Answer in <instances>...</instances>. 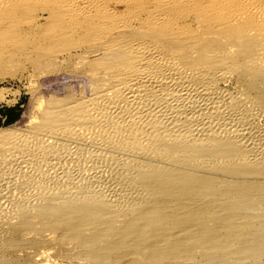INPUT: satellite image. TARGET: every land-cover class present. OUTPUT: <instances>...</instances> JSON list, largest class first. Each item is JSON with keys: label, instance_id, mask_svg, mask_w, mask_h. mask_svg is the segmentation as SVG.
<instances>
[{"label": "bare ground", "instance_id": "1", "mask_svg": "<svg viewBox=\"0 0 264 264\" xmlns=\"http://www.w3.org/2000/svg\"><path fill=\"white\" fill-rule=\"evenodd\" d=\"M8 1L0 0V6ZM167 1H160L161 7L155 6L152 10L141 8V13L135 16L136 11L133 12L129 20L115 19V11L108 5L102 6V10L95 6L91 10L94 1L91 7L86 0L68 1L65 7L69 11L65 16L70 15L69 20L83 17L84 32L90 33L97 44L79 55L81 59L94 58L91 69L86 72L90 90L74 99L46 102L43 112L39 110L42 112L40 123L30 132L0 130V224L23 228V233H59L61 238L85 248L82 259L90 264H107L116 251L128 252L127 255L136 258L141 255L140 262H145L152 257L161 259V244L175 242L177 245L178 241L185 244L187 240L199 239V243L209 245L210 241H218L207 234V239L204 238L207 233L204 230H209L204 224L208 228L200 229L203 236L199 238L201 234L195 228L200 224L194 220L207 215L225 218L218 226L224 229V223L228 225L226 218L229 221V208L219 206L209 211L202 206L193 211L188 203L190 198L204 203L202 199L211 200L218 194L208 188L216 187L215 184L190 181L211 180L217 176L214 172H229L226 166L232 162L258 165L264 161V143L255 138L256 130L253 133L249 129L255 126L244 125V119L249 121L251 117L242 118L237 111H231L225 104L232 93L226 95L215 87L216 81L219 84L228 83V78L234 79L233 91L240 104L259 101L264 105V18L250 42L243 41L239 34L228 35L226 40L218 41L221 49L216 50L200 34L188 35L187 31L177 28L171 31L175 21L169 18L171 5ZM247 5L246 2L240 12L218 15V22L225 19L231 23L236 17L250 16L245 15L249 14ZM258 11L260 18V5ZM258 11L250 14L256 15ZM201 16L204 22L214 20L209 14ZM75 27L68 29L69 32L76 30ZM231 47L235 48V54L230 51ZM248 49L253 52L247 55ZM254 117L264 120V109L255 110ZM232 148L238 152L231 155ZM255 170L238 171L241 173L238 182L262 174ZM242 181L232 188L244 187ZM246 186L249 189L245 188L246 191L252 192L246 197H258L261 189L256 185ZM142 198L161 202L144 204ZM180 200H186L189 206ZM167 217H184L186 221L178 227L177 223H171L175 233L171 238L166 235L170 240L166 236L162 239L165 226L162 220ZM119 219L122 227L117 226ZM210 228L213 233L220 230ZM225 229L222 231L226 232ZM179 232L181 238H178ZM131 237L135 242L129 245L126 242ZM13 243L9 240L4 244ZM217 253L207 258L208 262L191 264H236L228 262L235 256ZM193 257L184 260L193 261ZM2 259L0 256V264ZM177 261L174 264H185Z\"/></svg>", "mask_w": 264, "mask_h": 264}, {"label": "rangeland", "instance_id": "2", "mask_svg": "<svg viewBox=\"0 0 264 264\" xmlns=\"http://www.w3.org/2000/svg\"><path fill=\"white\" fill-rule=\"evenodd\" d=\"M9 1L7 2L8 4L6 3L4 6L2 5L0 6V23H2L3 25V26H0V90H1L0 100H3L2 102L0 101V111L8 110V108H12V107L19 108L18 110H20V116L17 121L12 122L10 124H6L2 122L0 130H7V129L11 130L12 129L14 132L18 131L17 133L23 134V132L26 133V132L32 131L33 128L36 125H38V122L40 123L39 117L41 116L43 112L42 109H44L43 106L46 102H50L54 100H63V99L65 100V98L74 99L79 94H85V95L88 94V91L90 90L89 89L90 82H89V78L87 79L88 76H86V72L87 70L91 69L92 64H93L92 61L94 60V58L89 56L87 59H83V58L81 59L79 55H81V53L84 52V50H88L87 47L89 46L92 47L91 45L95 46L97 44H96V41L94 40V37L90 33L86 34V31L84 32L85 23L83 21L84 20L83 17L75 16L76 19L74 18L75 19L74 20L72 18L74 15H72L71 17L73 20L72 21V20H69L68 18L70 15L65 16L68 14V11H69L68 7H65L67 6L69 0H54V1L53 0H37V1L36 0H31V1L30 0H26V1L9 0ZM160 1L162 0H89V1L86 0L87 4H90L89 5L90 7H91V4L94 3L91 7L92 8L91 10H93L95 7L99 10H102V6L104 7L105 5H108L107 6L108 8L112 7L113 8L112 12L115 11L114 18L115 19L122 18V20L124 19L129 20L130 18H133L132 13L135 11H136L135 16H138V14L141 13V11H139L141 10V8H144L145 10L146 9L152 10V8L154 9L156 7L157 8L161 7ZM214 1L215 0H208V1L207 0H169L167 1V3L171 5L169 6L170 12H168V15L170 14L169 18L173 22L175 21L174 22L175 26H172L171 31H175V29L177 28L176 30H182L184 31V33L187 31L188 35H197V34L199 35L200 34L199 37L202 38L203 36L202 40L205 39V41H208L209 47L211 49H216V50L221 49L220 43H218V41L221 42V40L222 41L226 40L228 35L235 36L239 34L240 38L243 41L250 42V39L255 35V31L257 32V27L262 24L261 18H264V4H262L261 2H264V0L263 1L262 0H254V1L253 0H246V1L245 0L244 1L243 0H227V1L226 0H222V1L216 0L215 2ZM248 1H251V2L248 3ZM258 1H260L259 2L260 11L263 14L262 15L260 13V18L258 14L259 13ZM52 2H54V4ZM113 2L116 5L112 4ZM246 2L248 4L246 8L249 14L245 13V15H250L251 17L244 15L245 17H242L243 20L242 18L236 17V21L231 22V23L229 22L226 23L227 20L225 19L224 21L220 19L223 22H218V18H217L218 15L223 16L227 13H233V12L235 13L238 11L240 12L242 10L243 5ZM253 2L257 5V8ZM60 3L61 5H59ZM95 3H97L98 5L97 4L95 5ZM133 3H134V6H133ZM239 3L240 5L242 3L244 4L240 6ZM235 4L237 6H235ZM228 6L231 8H229L228 11L225 12ZM60 8L62 10H60ZM174 8H175V11H174ZM254 10H257L258 12L256 13V15L255 14L251 15L250 13L254 12ZM137 12L139 13L137 14ZM64 13H67V14H64ZM202 14L203 15L209 14L210 17L212 16L211 19L213 20L214 18L213 22L209 20L207 22H204L201 16ZM97 15L102 16L99 13ZM257 15H258V18L257 17L255 18L254 16H257ZM133 16H134V13H133ZM59 17L61 18L59 19ZM66 17H67V20H69L70 22L69 21L67 22ZM123 17L125 18L123 19ZM246 17L248 19H246ZM249 17L251 18L252 23H251V20H249L250 19ZM71 21L74 22V24L75 23L76 24L74 25ZM247 22H249V24ZM234 23L235 25H233ZM67 24L70 26H67ZM135 24L136 23H134V25ZM197 25L198 27H196ZM72 26H76L75 27L76 30H74L71 33L69 32L68 29H70ZM228 29L230 32L228 31ZM235 30L237 31L234 32ZM89 36L93 37V39H90L91 37ZM249 46L251 45L249 44ZM158 47L161 49V45H158ZM230 49L232 53L236 51L234 47H231ZM250 49L246 51L247 53L245 52L247 55L248 53L251 54V52H253V50H250ZM233 81L234 79H230V78H228L227 80L228 83L219 82L218 84L216 81L215 87H217L219 90H221L226 95L227 94L231 95L232 93L233 96H230V95H229L230 97L227 96L229 97V102L226 103L225 105L229 107L231 111L234 110L240 113L241 116L243 115L242 118L243 117L247 118L248 116H250L251 118L248 117V119L251 123L247 121L246 119H244V123H245L244 125L246 126L248 124L250 125L252 124L255 127L259 126L260 128L258 129L255 128L254 126H253L254 128H252V126L250 125H248L250 126V128L248 126L246 127H248L251 131L253 129L252 131L253 133L256 130L255 132L257 133V135L255 133L256 135V136L254 135L255 138L258 139V141H261L262 139L261 142L264 143V136H263L264 135V120L258 119L255 117L253 118V112L257 110L258 108L264 109V105H260L261 103L259 101L252 102L251 104L247 103L245 105H243L244 102L240 104L241 102L239 101L240 99L236 96V93L233 91V85H232ZM242 107L244 108L242 109ZM234 108L236 109L238 108V109L235 110ZM244 109L245 110L248 109L249 112L247 110L245 111ZM39 110L42 112H40ZM250 110L252 111V113L250 112ZM244 115H247V116H244ZM259 134H260V137H259ZM261 134L263 137L261 136ZM248 138L249 137H247V139ZM252 139L255 140L254 137ZM230 150L232 152L231 155L238 152L234 148ZM259 162H258V165L257 163L250 164L247 162H243V163L242 162H237V163L232 162L229 166H226V168L230 170L229 172L224 173L222 171L223 173H220V174L218 171H217L218 174L217 172H214L215 173L214 175H217V176L213 177V179H217V180L194 179V181H190L192 183L206 181V183L215 184L216 187L208 186V188L210 189V192H213L214 194H218L217 197H214V199L211 198V200L209 198L202 199L204 203L202 202L199 203L200 201L197 198L195 199L190 198L189 199L190 202L188 203H191V209L193 211L195 209H200L203 207L205 209H209V211L210 209L215 210L219 206H224L225 208L226 207L229 208V211H230L229 221L226 218L228 225L226 226V224L224 223L225 228H226L224 229L226 230V232L222 231L224 230L222 227H218L219 225L222 224L223 220L225 221V218L224 219L215 218V217H211L207 215V216H204L203 218H198L194 220L195 222H198L200 226H202V228H199L200 226L197 225L198 227L196 226L197 228H195L196 232L201 234L200 229H204L206 227L208 228L209 226V230L211 229L210 233L208 232L209 230L207 231V229H205L204 231L207 233L204 234V238L207 239V237L205 236L207 234L209 235L210 238L212 239L215 238L214 240L217 239L218 241H215L214 243L213 241L212 242L210 241L209 245L208 243H203V242L199 243L200 241L199 239H197V242L196 240L194 241V239H192L191 242L187 240L189 243L186 241L185 242L186 245L184 244V242L180 244L179 241L177 245H174L175 242L161 244V246L159 247L163 248V250H161V254L163 255L161 256L164 258L161 257L162 260L161 259L157 260V259H154L155 257L154 258L152 257V259L148 257L149 261L148 260L146 261L145 259V262H140V260L143 259L141 255H139L136 258L134 256L127 255L126 253L128 252L116 251L114 252V255H111L112 260L107 264H132L133 262L132 260H135L133 262V263L136 262L135 264H151V263L152 264H162L163 261H164L163 264H165L166 262L165 259L167 260L166 264H174L180 258L182 259L178 260L177 261L178 263L180 261L185 264H191L192 262H195V263L208 262L209 259L208 260L206 259L211 257L213 254H216L217 251H218L217 254L226 253L233 257L235 256L236 258L234 257V258L229 259L228 262L231 261V263L264 264V233L262 231L264 230V206H263L264 198H262L264 197V194H263L264 193V190H263L264 189V185H263L264 184V174H263L264 173V170H263L264 161H262L261 163ZM244 163H247L248 165ZM241 166L244 168H242ZM255 169H259V171H262V174L257 175L255 177L254 176L250 177L251 180L250 178H247V179L244 178L245 180L243 181L241 180L244 185V187H242L243 189L242 188L236 189L235 188L236 186L232 188L234 186L233 184L235 183L239 184L241 182V181L238 182V180L241 179V176H239L241 175L240 173L241 171L248 172L249 170H255ZM257 171L258 170H255V172ZM196 174L201 175V173H198V172ZM222 175L227 178L222 177ZM246 185L248 186L256 185L258 190L261 189L259 191L262 193L260 192L257 193L258 197L256 196L251 197V198L249 196L246 197L245 195L252 193L251 191H246L247 189ZM239 191H240V194H239ZM260 195H261V198H260ZM243 197L244 198L246 197V199H244ZM141 201L144 204H152V203L161 202L159 199L157 202H155L156 201L155 199H144V198H142ZM183 202L184 204H187L186 207L189 206L188 203H185L186 200H180V203H183ZM223 216H225V214H223ZM183 219L184 217L178 218V219H176L175 217L174 218L167 217L164 220H162L165 222V226L163 230L164 235L162 239H166V238L168 239L167 236L171 238V236L174 235L175 233L173 231L174 229L172 230V228H174L175 226L172 225L171 223L173 222L177 223V227H178L180 226L182 222H186ZM215 219H218V220H216L215 222L214 221ZM195 222H192V223H195ZM121 223L122 222H120V219H119L117 226L122 227L123 224ZM250 223L252 225L251 227H250ZM203 224L208 225V226L205 227ZM216 224H217V227L215 226ZM210 227H214L215 229L218 228V230L220 229L221 232H224V233H221L220 230L214 231V229H213L214 231L213 233L212 228ZM21 230H23V228L10 226V225L4 226L3 224H0V256L1 258H3L2 264H90L88 261L82 259L84 257L83 254L86 251V249L80 248L77 245L72 244L71 242H68L63 237L61 238V235L59 233L54 232L55 234H51V235L48 234L46 231H43V232L42 231H36V232L31 231V232L23 233ZM181 234H182L181 232L177 233L178 236H180ZM216 235L220 238V240L218 237H215ZM164 236H166V238H164ZM198 236L200 238V236H203V235L201 234ZM222 236L226 237V239H223ZM257 236H258V239H257ZM253 237H254V242L253 240L251 241ZM170 238L168 240H170ZM178 238H181V236ZM221 239H223V242ZM9 240H13L14 243L11 246L5 245L4 243ZM224 240L226 242H224ZM133 241L135 242V240L132 239L131 237V240L130 241L127 240L126 243L130 245L132 244ZM193 241H194L193 244L195 245L191 244ZM196 244L198 247L196 246ZM213 245L215 247H213ZM222 245L225 248L222 247ZM218 247H220V249L222 250L220 251ZM194 252L196 253L194 254ZM157 253H160V251H158ZM193 255H194L193 261L184 260V259H187V257H189L190 259ZM80 258L82 260H80ZM172 259L174 260V262L172 261Z\"/></svg>", "mask_w": 264, "mask_h": 264}, {"label": "trees", "instance_id": "3", "mask_svg": "<svg viewBox=\"0 0 264 264\" xmlns=\"http://www.w3.org/2000/svg\"><path fill=\"white\" fill-rule=\"evenodd\" d=\"M16 111L11 115L10 111H7L6 115H5V120L4 123L6 124H10L12 122H15L18 120L19 116H20V110H18L19 108H14ZM1 120H0V127H1Z\"/></svg>", "mask_w": 264, "mask_h": 264}, {"label": "crops", "instance_id": "4", "mask_svg": "<svg viewBox=\"0 0 264 264\" xmlns=\"http://www.w3.org/2000/svg\"><path fill=\"white\" fill-rule=\"evenodd\" d=\"M7 111H10L11 112V115H12L16 110L14 109V107L8 108V110H1L0 111V120H1V123L4 122L5 115H6Z\"/></svg>", "mask_w": 264, "mask_h": 264}]
</instances>
